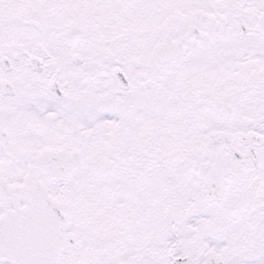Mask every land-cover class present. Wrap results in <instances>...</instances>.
<instances>
[{
	"label": "snow or ice",
	"instance_id": "6c2138e0",
	"mask_svg": "<svg viewBox=\"0 0 264 264\" xmlns=\"http://www.w3.org/2000/svg\"><path fill=\"white\" fill-rule=\"evenodd\" d=\"M0 264H264V0H0Z\"/></svg>",
	"mask_w": 264,
	"mask_h": 264
}]
</instances>
